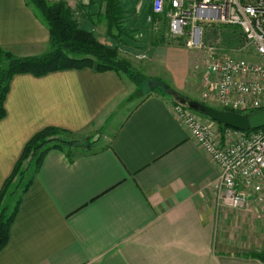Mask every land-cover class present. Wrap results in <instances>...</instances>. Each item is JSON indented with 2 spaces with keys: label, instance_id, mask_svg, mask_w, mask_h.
<instances>
[{
  "label": "crops",
  "instance_id": "0c3cea01",
  "mask_svg": "<svg viewBox=\"0 0 264 264\" xmlns=\"http://www.w3.org/2000/svg\"><path fill=\"white\" fill-rule=\"evenodd\" d=\"M49 1L72 10L83 2ZM48 42L25 0H0V46L30 56ZM205 63L201 49L178 40L153 44L140 70L170 91L142 95L113 70L15 74L0 119V189L44 127L94 143L74 147L71 159L48 145L20 196L0 264H264L252 255L264 242V203H217L219 168L173 109L177 96L201 99Z\"/></svg>",
  "mask_w": 264,
  "mask_h": 264
},
{
  "label": "built area",
  "instance_id": "2783aa9c",
  "mask_svg": "<svg viewBox=\"0 0 264 264\" xmlns=\"http://www.w3.org/2000/svg\"><path fill=\"white\" fill-rule=\"evenodd\" d=\"M150 9L153 16L166 20L169 39L204 52L200 74L204 100L237 112L264 108V0H151ZM217 25L238 30L254 59H238L205 41V28ZM173 109L219 168L213 184L217 203L231 209L245 208L251 198L264 203V128L227 127L222 137L182 103L176 102Z\"/></svg>",
  "mask_w": 264,
  "mask_h": 264
},
{
  "label": "trees",
  "instance_id": "16d2710c",
  "mask_svg": "<svg viewBox=\"0 0 264 264\" xmlns=\"http://www.w3.org/2000/svg\"><path fill=\"white\" fill-rule=\"evenodd\" d=\"M103 1L107 2L106 11L111 14L110 19H114L116 15H113V6L116 1L99 0L100 3ZM25 3L47 27L48 49L41 54L17 56L0 46V119L5 115L4 100L9 82L18 73L40 76L64 69L90 68L97 72L113 70L133 83L135 93L141 92L144 82L148 81L153 82V87L148 89L147 93L170 91V88L160 78L149 77L141 73L129 61L120 58L114 48L100 43L89 29L79 24L72 9L64 1L25 0ZM149 11L151 13V9ZM164 42V39L159 41V43ZM216 124L221 129L227 128ZM77 141L71 132L47 126L36 132L26 142L11 174L0 189V250L8 240L9 229L15 217L20 196L30 186L48 145L66 148V154L71 159L72 149ZM93 142L89 141V144ZM252 255L264 260V242L261 250L253 252Z\"/></svg>",
  "mask_w": 264,
  "mask_h": 264
},
{
  "label": "rangeland",
  "instance_id": "374dc122",
  "mask_svg": "<svg viewBox=\"0 0 264 264\" xmlns=\"http://www.w3.org/2000/svg\"><path fill=\"white\" fill-rule=\"evenodd\" d=\"M80 1L78 0L76 5H80ZM115 1L113 15H116V17L114 19H110L111 14L106 11L107 2L100 3L99 0H83L81 6H77L78 10L76 8L72 10L73 15L79 24L84 28H88L100 43L114 48L120 58L129 61L133 67L143 73L140 68L146 64L150 47L155 43H159L162 39H169L166 20L161 16H153L150 13L151 0ZM204 33L205 41L217 43L227 51H224L221 47H219L221 48L219 50L229 51L241 60L254 59L252 51L244 47L243 38L235 28L217 25L205 28ZM178 41L182 42V40ZM192 51L196 56L197 52ZM152 85L153 82L151 81L144 82L141 92L136 94L147 93V90L153 87ZM198 101L222 109L219 104L204 100L202 97Z\"/></svg>",
  "mask_w": 264,
  "mask_h": 264
},
{
  "label": "water",
  "instance_id": "95a60500",
  "mask_svg": "<svg viewBox=\"0 0 264 264\" xmlns=\"http://www.w3.org/2000/svg\"><path fill=\"white\" fill-rule=\"evenodd\" d=\"M177 100L189 109L225 127L247 131L264 127V108L247 113L233 110L217 109L196 100H188L177 96ZM89 141L82 140L74 143V147H87Z\"/></svg>",
  "mask_w": 264,
  "mask_h": 264
}]
</instances>
